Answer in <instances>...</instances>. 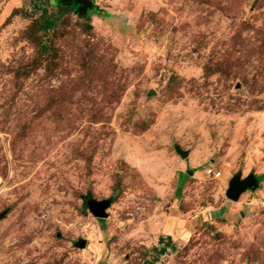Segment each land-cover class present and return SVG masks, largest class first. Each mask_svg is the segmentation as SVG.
Wrapping results in <instances>:
<instances>
[{"label":"rangeland","instance_id":"obj_1","mask_svg":"<svg viewBox=\"0 0 264 264\" xmlns=\"http://www.w3.org/2000/svg\"><path fill=\"white\" fill-rule=\"evenodd\" d=\"M88 1L0 0V264H264V0Z\"/></svg>","mask_w":264,"mask_h":264},{"label":"water","instance_id":"obj_2","mask_svg":"<svg viewBox=\"0 0 264 264\" xmlns=\"http://www.w3.org/2000/svg\"><path fill=\"white\" fill-rule=\"evenodd\" d=\"M79 8L83 11L91 8V3L88 0H76ZM178 155H180L183 159L187 158L188 153L177 149ZM259 186V181L254 175H250L246 178H243L240 175H236L233 177L230 182L228 189L226 191V198L231 202H238L241 195L246 193L247 191H253L257 189ZM87 206L95 218L105 219L108 217L106 214V210L110 207L109 201L96 202L94 200H89L87 202ZM1 218V217H0ZM86 242H80V248H85Z\"/></svg>","mask_w":264,"mask_h":264},{"label":"trees","instance_id":"obj_3","mask_svg":"<svg viewBox=\"0 0 264 264\" xmlns=\"http://www.w3.org/2000/svg\"><path fill=\"white\" fill-rule=\"evenodd\" d=\"M58 4L61 5V6H67L69 5L71 2H76V0H57ZM46 12V10H45ZM97 14H100V13H97ZM45 26L44 28H53L55 26V23L54 21H51V20H47L45 19L44 20V25ZM257 178V177H256ZM262 179L261 178H258V181L260 182ZM159 242L161 244H164L163 247L161 249H157L155 248L154 251H156L158 253L159 256H162L164 255L168 249L170 248H173V244H172V240L170 237L166 238V239H163V238H160ZM145 264H152V263H145Z\"/></svg>","mask_w":264,"mask_h":264},{"label":"flooded vegetation","instance_id":"obj_4","mask_svg":"<svg viewBox=\"0 0 264 264\" xmlns=\"http://www.w3.org/2000/svg\"><path fill=\"white\" fill-rule=\"evenodd\" d=\"M69 7L72 9V8H76V7H78V4H77V2H71L70 4H69ZM258 179V178H257Z\"/></svg>","mask_w":264,"mask_h":264},{"label":"built area","instance_id":"obj_5","mask_svg":"<svg viewBox=\"0 0 264 264\" xmlns=\"http://www.w3.org/2000/svg\"><path fill=\"white\" fill-rule=\"evenodd\" d=\"M220 175H221V173H218V174H217V177H219Z\"/></svg>","mask_w":264,"mask_h":264}]
</instances>
